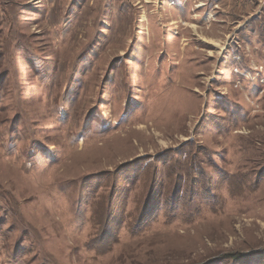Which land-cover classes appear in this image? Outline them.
<instances>
[{
	"label": "rangeland",
	"instance_id": "1",
	"mask_svg": "<svg viewBox=\"0 0 264 264\" xmlns=\"http://www.w3.org/2000/svg\"><path fill=\"white\" fill-rule=\"evenodd\" d=\"M0 264H264V0H0Z\"/></svg>",
	"mask_w": 264,
	"mask_h": 264
}]
</instances>
